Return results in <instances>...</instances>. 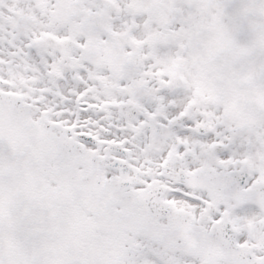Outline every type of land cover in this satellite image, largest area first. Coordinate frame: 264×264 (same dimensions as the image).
Listing matches in <instances>:
<instances>
[{
	"label": "snow or ice",
	"instance_id": "obj_1",
	"mask_svg": "<svg viewBox=\"0 0 264 264\" xmlns=\"http://www.w3.org/2000/svg\"><path fill=\"white\" fill-rule=\"evenodd\" d=\"M0 264H264V0H0Z\"/></svg>",
	"mask_w": 264,
	"mask_h": 264
}]
</instances>
